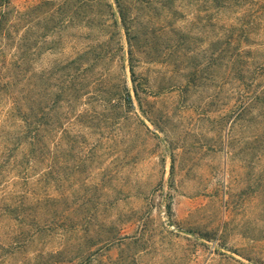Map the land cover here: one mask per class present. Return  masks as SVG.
Here are the masks:
<instances>
[{"label": "rangeland", "instance_id": "1", "mask_svg": "<svg viewBox=\"0 0 264 264\" xmlns=\"http://www.w3.org/2000/svg\"><path fill=\"white\" fill-rule=\"evenodd\" d=\"M42 1L11 0L21 12L18 32L0 42V205L11 194L28 203L23 196L30 192L33 206L24 205L26 212L50 228L29 245L0 247V264H264V91L254 100L236 94L242 75L258 77L257 93L264 69L228 67L224 19L235 8L215 20L211 0H183L168 16L152 4L139 22L146 33L130 56L122 28L111 36L107 57H94L99 49L85 54L77 69H85L90 93L125 82L131 104L123 92L115 110H103L114 114L111 119L98 117L96 126L86 127L81 115L92 114L98 103L88 97L71 107L61 103L69 114L64 125L79 136L82 150H68L67 180L57 182L59 152L51 153L52 161L58 158L52 178L42 175L40 157L21 169L7 164V148L16 153L19 123L8 110L29 82L38 107L51 103L57 81L64 82L58 69H68L59 65L108 38L101 30L108 20L104 3H114L57 0L73 19L51 31L49 5ZM219 42L225 49L220 56ZM9 133L15 137L10 144ZM59 133L56 123L50 147ZM74 155L84 160L78 175L72 174ZM5 232L0 220V239ZM58 249V258L46 256Z\"/></svg>", "mask_w": 264, "mask_h": 264}, {"label": "trees", "instance_id": "2", "mask_svg": "<svg viewBox=\"0 0 264 264\" xmlns=\"http://www.w3.org/2000/svg\"><path fill=\"white\" fill-rule=\"evenodd\" d=\"M11 0H0V42L1 40H6L18 32L15 29L16 21L21 20V12L15 10L11 6ZM92 0H81L83 4L91 2ZM183 0H113V3L105 2L104 6L106 11L104 14L108 18L107 21L102 22V34L103 37L107 36V39H103L101 42L98 41L96 44H90L86 47L78 50L75 57L68 59L64 64L59 65L60 68L68 69H58L64 70V73L59 75L64 76L63 83L58 85L57 81L56 89L52 97V101L47 106L40 108L36 102V92L33 86L29 82L26 84L25 92L21 96V101L18 99L11 101L10 109L8 110L9 118L15 116L18 117L19 123L17 125L16 138L10 135L7 139L8 143L15 138L17 145L14 147L16 149V155L13 153V148H7L10 153L7 154V164L12 165L13 168L21 169L25 168L27 165L33 166L35 160L39 157L41 161L44 160V170L42 175L45 177H51L50 174L54 163H58V158L52 161V152H59L62 155V161H60V171L58 175L53 178L58 181L65 182L67 180V152L69 149H75L76 152L82 150L81 139L78 135H71L66 126L64 125L65 115L69 116L68 112L60 110L62 104H67L68 106H73L75 103H80L84 98L88 97L93 99L95 104L98 103V109H93L92 114H84L81 116H86L88 120L83 121L84 126L93 127L96 126L94 121L100 120L102 117H107L111 119V113H103V110H115L117 99H123L122 93L126 95V99L131 104V95L129 89L126 87L125 82L119 88L103 87L98 89L95 95H92L88 90L89 82H86L83 75L85 74V69H77L82 65V57L87 53H96L98 56L94 57H107L108 52L112 51L110 48H106L111 42L115 35L118 34L121 28L123 29L126 39L128 41V51L127 54L130 56L134 52V48L139 46L140 36L146 33L139 22L149 15L146 14V9L152 4H158L159 9L165 12V16L171 15L177 9L178 2ZM194 4H205L204 2H209L210 0H189ZM213 5L216 7L215 20L222 18L220 12H228L229 10L235 8L234 13L228 12L225 19L228 18L226 22L225 30V40L224 43L228 46V67L229 69H264V40L257 42L258 35H264L259 33V31L264 26V0H211ZM49 5L50 13L48 14V23L50 24V30H59L62 27L71 24L70 21L73 19L72 12L66 7L64 1L57 0H45L41 2V5ZM38 5L29 7L30 11L36 9ZM230 13V14H229ZM166 18V17H165ZM110 21V23H109ZM164 21V17L162 18ZM138 22V24H137ZM113 27V28H112ZM104 29H108L103 31ZM221 38V37H220ZM18 39V38H17ZM119 39L116 42L119 44ZM22 40H20L21 43ZM219 42V53L223 52L225 49H220ZM32 42V46H33ZM121 47H116L120 49ZM19 49V48H17ZM17 55V54H16ZM130 58V57H129ZM26 61V60H25ZM131 81L133 84V92L136 95L137 85L135 83V74L133 70V64L129 65ZM262 72V71H261ZM262 74V73H260ZM258 76V75H256ZM30 79L31 76L29 75ZM243 84L242 88L236 91L238 98H249L253 97L252 100L257 98L263 91L264 85L261 89L254 93L256 90L252 88L255 84L253 75H242L237 77ZM12 80L9 79V82ZM248 83L246 86L244 82ZM264 81L261 82V84ZM8 83V82H7ZM49 93V92H48ZM13 100V99H11ZM68 110V109H67ZM77 117L80 118L78 114ZM97 117V119H96ZM101 117V118H98ZM79 120V119H78ZM106 120V119H105ZM119 119L110 120L113 124ZM57 123V128L60 129L59 135L56 137L55 142L53 140L54 147H50L52 144L51 130ZM53 137V138H52ZM99 138V145L100 140ZM7 143V144H8ZM10 146V145H9ZM13 147V146H12ZM19 154V155H18ZM58 154V153H57ZM58 156V155H57ZM75 156V168L72 172L76 175L79 174L80 168L83 167V161L81 157ZM89 157L86 158L88 160ZM92 159V157L90 158ZM29 167V166H27ZM77 168V169H76ZM22 172V170H20ZM71 175V173H70ZM27 178V177H26ZM28 180V179H27ZM29 180L30 177H29ZM31 181H29L30 183ZM49 188V187H48ZM28 194V195H27ZM25 193L23 196L32 202L34 199L30 192ZM43 197L49 198L48 190L44 191ZM28 200V203H23L18 200L14 195H9L2 205H0V220L6 226V232L3 239H0V247H7L12 249H17L21 246L29 245L36 237L37 232L43 229V231L50 228V222L47 220L40 223L37 221V215H31L26 212L24 205H27L29 209L33 206ZM63 251L61 249L47 251L46 256L49 258H58L61 256Z\"/></svg>", "mask_w": 264, "mask_h": 264}]
</instances>
